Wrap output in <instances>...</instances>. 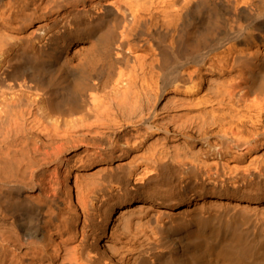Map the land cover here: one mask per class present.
<instances>
[{"label": "bare ground", "instance_id": "obj_1", "mask_svg": "<svg viewBox=\"0 0 264 264\" xmlns=\"http://www.w3.org/2000/svg\"><path fill=\"white\" fill-rule=\"evenodd\" d=\"M0 264H264V0H0Z\"/></svg>", "mask_w": 264, "mask_h": 264}]
</instances>
